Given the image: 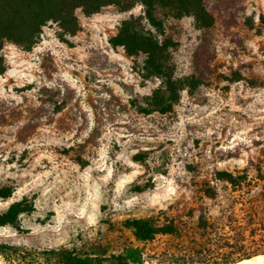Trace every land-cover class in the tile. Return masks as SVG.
<instances>
[{
    "label": "rangeland",
    "instance_id": "374dc122",
    "mask_svg": "<svg viewBox=\"0 0 264 264\" xmlns=\"http://www.w3.org/2000/svg\"><path fill=\"white\" fill-rule=\"evenodd\" d=\"M127 4L77 5L0 40V212L22 204L0 228L9 242L118 250L127 220L192 201L179 190L215 171L248 169L264 188V0H163L156 24ZM130 20L167 42L174 93L114 44Z\"/></svg>",
    "mask_w": 264,
    "mask_h": 264
},
{
    "label": "trees",
    "instance_id": "16d2710c",
    "mask_svg": "<svg viewBox=\"0 0 264 264\" xmlns=\"http://www.w3.org/2000/svg\"><path fill=\"white\" fill-rule=\"evenodd\" d=\"M127 1L130 0H0V40L8 37L12 27L24 25L36 31L47 20L68 14L77 5L97 10L112 2L129 7ZM140 1L148 20L156 24V13L163 0ZM192 7L196 21L203 23L200 6L192 4ZM114 44L123 46L131 55L143 54L148 68L162 78L166 92L176 91L166 41L140 32L130 20L123 22ZM255 178L263 180L264 174L259 172ZM252 179L248 169L215 171L210 179L181 188L179 192L190 196L192 201H180L168 210L159 209V217L127 220L133 240L118 250L102 245H92L87 250L27 247L0 236V261L2 264H237L252 260L264 256V188L253 192L247 182ZM246 185L250 187L245 188ZM220 197L226 198L227 205L214 215L205 200L215 202ZM21 205L13 203L0 212V228L15 227ZM169 210L176 215L167 216ZM162 243L165 247L155 246Z\"/></svg>",
    "mask_w": 264,
    "mask_h": 264
},
{
    "label": "bare ground",
    "instance_id": "6f19581e",
    "mask_svg": "<svg viewBox=\"0 0 264 264\" xmlns=\"http://www.w3.org/2000/svg\"><path fill=\"white\" fill-rule=\"evenodd\" d=\"M247 262L249 261H244L243 263H239V264H246ZM255 262H257L258 264H264V256H257Z\"/></svg>",
    "mask_w": 264,
    "mask_h": 264
},
{
    "label": "water",
    "instance_id": "95a60500",
    "mask_svg": "<svg viewBox=\"0 0 264 264\" xmlns=\"http://www.w3.org/2000/svg\"><path fill=\"white\" fill-rule=\"evenodd\" d=\"M255 259L256 258H254V259H252V260H246V261H249V262H247L246 264H258L257 262H255ZM244 261H242V262H240V263H243ZM237 264H239V263H237Z\"/></svg>",
    "mask_w": 264,
    "mask_h": 264
}]
</instances>
